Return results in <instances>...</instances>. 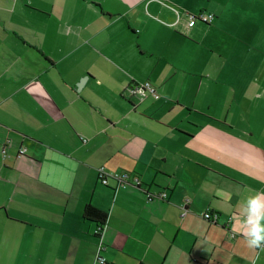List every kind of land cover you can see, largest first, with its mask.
Listing matches in <instances>:
<instances>
[{
    "label": "crops",
    "instance_id": "crops-1",
    "mask_svg": "<svg viewBox=\"0 0 264 264\" xmlns=\"http://www.w3.org/2000/svg\"><path fill=\"white\" fill-rule=\"evenodd\" d=\"M256 193L264 0H0V264H264Z\"/></svg>",
    "mask_w": 264,
    "mask_h": 264
},
{
    "label": "built area",
    "instance_id": "built-area-1",
    "mask_svg": "<svg viewBox=\"0 0 264 264\" xmlns=\"http://www.w3.org/2000/svg\"><path fill=\"white\" fill-rule=\"evenodd\" d=\"M214 19H215V15L212 13L200 12L199 14H189L188 25L189 27H193L198 23L211 24L214 21ZM130 92L132 96L146 97L148 96V94H151L155 98H160V94L157 88L153 86L150 82H145V83H141L138 85H134L130 88ZM84 141H87V139H84ZM24 153H25V150L22 149L20 156H22ZM111 177L117 182L116 186H126L127 184H129L128 182L131 178L130 174L127 172L113 174ZM108 178L109 177L106 176V173L104 169L102 168L99 173L100 181L103 184L108 185L109 184ZM133 181L137 183V178L134 177ZM147 197L149 199H153L155 197L165 199L167 197V193L166 192H160V193L148 192ZM186 213H187V209L184 208L182 212V216H185ZM203 218L207 221L216 223L218 221V214L208 210L203 214ZM101 232L102 231L100 229H97L96 231L97 234H100ZM232 236L234 237L235 235H232ZM100 261L105 262V259H100Z\"/></svg>",
    "mask_w": 264,
    "mask_h": 264
},
{
    "label": "clouds",
    "instance_id": "clouds-1",
    "mask_svg": "<svg viewBox=\"0 0 264 264\" xmlns=\"http://www.w3.org/2000/svg\"><path fill=\"white\" fill-rule=\"evenodd\" d=\"M242 208L243 219L236 217L233 223L244 226V235L250 247H260L264 242V194L256 193L246 197ZM246 213V217L244 215Z\"/></svg>",
    "mask_w": 264,
    "mask_h": 264
},
{
    "label": "trees",
    "instance_id": "trees-1",
    "mask_svg": "<svg viewBox=\"0 0 264 264\" xmlns=\"http://www.w3.org/2000/svg\"><path fill=\"white\" fill-rule=\"evenodd\" d=\"M84 217L85 219H89V220L96 221L97 223H99L98 229L102 231L103 226L105 225L107 221L108 215L105 212L98 210L91 205H88L85 208Z\"/></svg>",
    "mask_w": 264,
    "mask_h": 264
}]
</instances>
